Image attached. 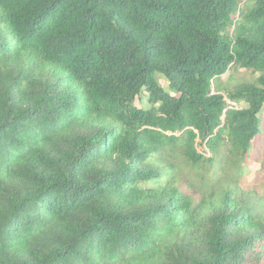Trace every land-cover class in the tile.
Returning <instances> with one entry per match:
<instances>
[{
  "label": "trees",
  "instance_id": "1",
  "mask_svg": "<svg viewBox=\"0 0 264 264\" xmlns=\"http://www.w3.org/2000/svg\"><path fill=\"white\" fill-rule=\"evenodd\" d=\"M243 2L0 0V264H264L230 181L264 110V0ZM237 69L259 76L222 94ZM178 162L217 165L210 196Z\"/></svg>",
  "mask_w": 264,
  "mask_h": 264
},
{
  "label": "rangeland",
  "instance_id": "2",
  "mask_svg": "<svg viewBox=\"0 0 264 264\" xmlns=\"http://www.w3.org/2000/svg\"><path fill=\"white\" fill-rule=\"evenodd\" d=\"M252 4L253 0H244L241 9L246 10ZM258 76L259 74H254L245 69L230 70L223 76V80L218 88L222 94L226 95L227 91L232 90L239 84L251 83ZM157 79L160 85L168 91L169 84L167 80L161 75H158ZM144 96L145 98L141 102H138V105L141 107L148 105V93L144 92ZM261 117L262 130L254 140L252 149L247 155L245 163L242 165L243 172L238 180L232 178L230 181L236 182L237 186H235L246 192V195H244L245 201H250L252 205L259 203L261 205V207L257 206L259 211L264 212V110ZM201 150L203 151V149ZM208 157H211V155H208ZM220 157L221 153L217 157V161ZM176 165V170H178L176 184L185 193L192 195L197 200H200L201 195L210 196L212 187L218 185L219 168L217 169V165H205L203 168L190 167L188 164L181 162H178ZM145 185L143 184L141 187Z\"/></svg>",
  "mask_w": 264,
  "mask_h": 264
},
{
  "label": "built area",
  "instance_id": "3",
  "mask_svg": "<svg viewBox=\"0 0 264 264\" xmlns=\"http://www.w3.org/2000/svg\"><path fill=\"white\" fill-rule=\"evenodd\" d=\"M227 100V109H225L224 113H227V111L232 109H241V106L235 102H231L228 99Z\"/></svg>",
  "mask_w": 264,
  "mask_h": 264
}]
</instances>
